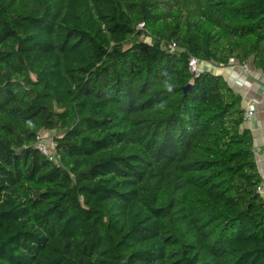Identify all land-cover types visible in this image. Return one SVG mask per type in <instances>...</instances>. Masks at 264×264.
<instances>
[{
    "label": "trees",
    "instance_id": "1",
    "mask_svg": "<svg viewBox=\"0 0 264 264\" xmlns=\"http://www.w3.org/2000/svg\"><path fill=\"white\" fill-rule=\"evenodd\" d=\"M193 57L264 72V0H0V264H264L242 96Z\"/></svg>",
    "mask_w": 264,
    "mask_h": 264
},
{
    "label": "crops",
    "instance_id": "2",
    "mask_svg": "<svg viewBox=\"0 0 264 264\" xmlns=\"http://www.w3.org/2000/svg\"><path fill=\"white\" fill-rule=\"evenodd\" d=\"M199 69H209L224 75L241 94L244 109L254 110L252 118L244 120L243 127L253 135L257 168L260 175L264 174V72L252 63L241 64L237 60L226 65L199 61Z\"/></svg>",
    "mask_w": 264,
    "mask_h": 264
},
{
    "label": "built area",
    "instance_id": "3",
    "mask_svg": "<svg viewBox=\"0 0 264 264\" xmlns=\"http://www.w3.org/2000/svg\"><path fill=\"white\" fill-rule=\"evenodd\" d=\"M173 46H175V44H173ZM199 65V61L197 58L193 57L190 61V67L193 70H200L198 68ZM254 115V110L251 108H247L244 111V119L245 120H249L252 118V116ZM53 144V145H52ZM37 146L39 148V150L46 155L50 160H57V156L55 153V145L53 142V139L51 142H49L45 137H43L41 135V133H39V135L37 136ZM258 192L264 196V174L261 175V180L260 183L258 185Z\"/></svg>",
    "mask_w": 264,
    "mask_h": 264
},
{
    "label": "rangeland",
    "instance_id": "4",
    "mask_svg": "<svg viewBox=\"0 0 264 264\" xmlns=\"http://www.w3.org/2000/svg\"><path fill=\"white\" fill-rule=\"evenodd\" d=\"M198 68H199V65H198ZM54 133H55V131L43 130V131L41 132V135H42L43 137H45L49 142H51L52 139H53V135H54ZM52 145H53V144H52Z\"/></svg>",
    "mask_w": 264,
    "mask_h": 264
},
{
    "label": "water",
    "instance_id": "5",
    "mask_svg": "<svg viewBox=\"0 0 264 264\" xmlns=\"http://www.w3.org/2000/svg\"><path fill=\"white\" fill-rule=\"evenodd\" d=\"M189 86H190V85H187V86L185 87V89H187Z\"/></svg>",
    "mask_w": 264,
    "mask_h": 264
}]
</instances>
